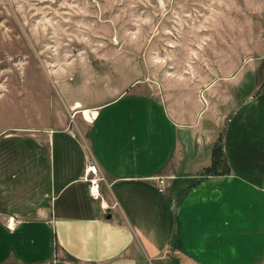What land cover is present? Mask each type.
I'll use <instances>...</instances> for the list:
<instances>
[{
    "label": "crops",
    "instance_id": "1",
    "mask_svg": "<svg viewBox=\"0 0 264 264\" xmlns=\"http://www.w3.org/2000/svg\"><path fill=\"white\" fill-rule=\"evenodd\" d=\"M66 101L94 113L85 138L106 179L102 202L82 178L79 130L0 135V264H264V92L229 118V171L204 176L212 133L163 99L124 88ZM157 176H168L164 193Z\"/></svg>",
    "mask_w": 264,
    "mask_h": 264
},
{
    "label": "rangeland",
    "instance_id": "2",
    "mask_svg": "<svg viewBox=\"0 0 264 264\" xmlns=\"http://www.w3.org/2000/svg\"><path fill=\"white\" fill-rule=\"evenodd\" d=\"M124 88L199 121L226 170L229 118L264 92V0H0V135L41 138L62 124L82 133L89 157L92 113L66 97L106 101Z\"/></svg>",
    "mask_w": 264,
    "mask_h": 264
},
{
    "label": "built area",
    "instance_id": "3",
    "mask_svg": "<svg viewBox=\"0 0 264 264\" xmlns=\"http://www.w3.org/2000/svg\"><path fill=\"white\" fill-rule=\"evenodd\" d=\"M82 178L88 184V190L90 196L102 202V195L100 192V187L103 182H106V179L102 172L99 169L97 162L94 160L93 157H85V163L82 173ZM157 189L160 193L165 192L166 183L168 180V176H157L156 177ZM112 207L117 206V202L114 201L111 205Z\"/></svg>",
    "mask_w": 264,
    "mask_h": 264
},
{
    "label": "trees",
    "instance_id": "4",
    "mask_svg": "<svg viewBox=\"0 0 264 264\" xmlns=\"http://www.w3.org/2000/svg\"><path fill=\"white\" fill-rule=\"evenodd\" d=\"M220 147L218 145L214 144L211 149V157H212V163L209 167L205 168L204 171L208 174H224L229 171L228 165L226 167V170L220 169L223 158V153L219 150Z\"/></svg>",
    "mask_w": 264,
    "mask_h": 264
},
{
    "label": "bare ground",
    "instance_id": "5",
    "mask_svg": "<svg viewBox=\"0 0 264 264\" xmlns=\"http://www.w3.org/2000/svg\"><path fill=\"white\" fill-rule=\"evenodd\" d=\"M91 116H94V113ZM84 118L87 119L88 121L92 120V117H89L87 114H84Z\"/></svg>",
    "mask_w": 264,
    "mask_h": 264
}]
</instances>
